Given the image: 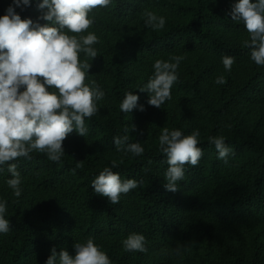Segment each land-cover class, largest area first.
<instances>
[{"label":"trees","instance_id":"1","mask_svg":"<svg viewBox=\"0 0 264 264\" xmlns=\"http://www.w3.org/2000/svg\"><path fill=\"white\" fill-rule=\"evenodd\" d=\"M11 2L0 0V15ZM234 2L112 0L107 9L92 10L94 23L90 28L104 30L118 41L109 53L97 50L94 59L79 54L105 73V78L98 79L105 104H98L99 111L85 119V137L74 130L65 138L74 146L63 144L65 155L59 163L39 151H33L31 159L10 162L17 165L21 179L34 191L53 196L38 206L6 200L10 231L0 234V264H45L53 247L57 252L63 248L74 254L73 245L88 238L101 246L112 264H213L210 252L200 253L209 243L224 251L229 264H264L259 253L248 257L213 230L214 225L243 221L264 224V136H258L257 129L245 133L243 120L229 122L234 109L264 102V66L250 59V50L245 47L249 33L242 22L230 16ZM148 11L166 18L163 29L146 27ZM17 12L22 19L34 22L40 16L35 0L31 7ZM196 53L218 63L230 55L235 62L222 85L215 83L220 76L215 64L199 63L194 74L177 69L178 80L171 93L188 111L166 112L163 121L170 130L179 129L185 135L198 129L197 146L203 154L196 166L185 165L183 179L171 192L164 188L168 165L159 146L162 127L156 125L151 111L143 133L138 128L139 110L123 113L119 104L126 91L139 96L138 105L146 102L148 93L139 88L153 74L149 65L157 59ZM125 128L129 142L139 141L144 147L142 155L116 150L113 138L124 135ZM215 136H223L231 149L227 162L218 158L209 142L208 138ZM113 160L118 165L113 171L122 180L139 182L136 189L122 194L117 204L92 189L93 179L105 167H111ZM8 178L5 164L0 181ZM133 232L145 236L147 252L124 250L122 240Z\"/></svg>","mask_w":264,"mask_h":264},{"label":"clouds","instance_id":"2","mask_svg":"<svg viewBox=\"0 0 264 264\" xmlns=\"http://www.w3.org/2000/svg\"><path fill=\"white\" fill-rule=\"evenodd\" d=\"M111 3L112 0H35L40 12L38 21H46L44 24L31 18L22 19L17 12L31 7L33 0H12L0 15V170L7 164L10 178L6 184L16 197L21 196L22 179L17 165L10 162L31 159V153L39 151L50 161L59 163L65 155V138L74 130L85 137V119L99 111L98 102L104 99L105 92L91 79V65L87 60L81 61L79 54L92 59L98 56L94 45L99 43V38L88 31L94 23L90 13L93 9H107ZM145 15L146 27L157 31L165 27V17L151 11ZM230 16L233 21L242 22L249 33L245 47L250 50L251 61L264 66V0H235ZM183 59V56H171L153 63V74L139 88L148 93V105L160 108L171 100V88L178 80L177 69ZM221 62L230 72L235 58L225 55ZM86 75L88 83H85ZM215 83L225 84V77L218 76ZM138 100L135 92L126 91L119 104L120 111H144V105H138ZM124 133L113 138L116 150L142 155V144L129 142L128 128ZM199 136L198 129L189 135L179 129H161L158 139L160 150L167 158L164 176L167 191L177 190L186 164H198L203 154L197 146ZM208 139L215 146L218 158L227 162L231 149L224 137ZM116 167L117 162L113 160L111 167H105L92 181L94 192L107 197L111 204L119 203L122 194L139 186L135 179L122 180L113 171ZM6 212L7 201L0 198V234L10 231ZM122 245L126 252H147L146 238L141 233H130ZM73 248L74 254L63 248L57 252L53 247L45 264H112L92 238L76 242Z\"/></svg>","mask_w":264,"mask_h":264},{"label":"rangeland","instance_id":"3","mask_svg":"<svg viewBox=\"0 0 264 264\" xmlns=\"http://www.w3.org/2000/svg\"><path fill=\"white\" fill-rule=\"evenodd\" d=\"M89 32H94L98 38L99 43L94 45V47L99 50V52L109 53L110 49H114L118 43L116 38L108 32L100 29H88ZM86 35L87 33H83ZM178 56V55H176ZM184 59L181 61L179 65V70H186V74L189 72L194 74L196 72V65L200 63L201 66H209L212 64L216 65L217 72L220 75L226 76L229 74V71L224 69L222 63H218L213 58L208 55H202L199 53L183 56ZM81 61L87 60V62L91 65L89 69V74L91 79L95 80L97 84H99V78H105L106 75L100 69H98L95 64H93L88 58H84L80 56ZM136 63V62H135ZM138 68H143L141 65L137 64ZM137 65H135L137 67ZM153 64L149 65V69L153 70ZM199 66V65H198ZM238 69V68H235ZM242 70V67L239 69ZM237 70V71H239ZM154 71V70H153ZM142 74H144L142 72ZM150 78V77H149ZM145 77L141 78L135 84L136 87L141 86L144 82ZM89 82V76L86 75L85 83ZM148 82V81H147ZM146 82V83H147ZM145 83V84H146ZM148 96L146 97V102L143 104L145 107L144 111H139L138 115V128L144 133L147 131V122L148 118L146 117L151 111L156 118V125L166 127L163 121V115L166 112L174 111L179 114H184L188 111L187 106L183 104L178 97H176L173 93H171V100L165 102L160 108L155 106H150L147 104ZM104 99L99 101V106H104ZM236 121L240 122L243 120V131L245 133H252L254 130H258V136H264V102L255 104L253 106H240V108H236L232 111L229 122ZM264 139V138H263ZM63 144L74 146L73 142L69 139H65ZM21 196L16 197L12 190L8 188L6 182L0 181V198L9 199L11 202H15L16 200L27 201L31 203L33 206H38L43 204L48 197L53 196L52 193H41L34 191L28 183L22 179L21 183ZM23 197V198H22ZM214 232L230 242L232 247L236 250L242 251L245 255L252 256L253 254L259 253L260 257H264V224L263 223H252L249 221H243L241 223H229L227 225H214ZM210 252L209 260L212 261L213 264H217L222 262V264H229L224 251L214 245L213 243L205 244L204 249L200 250V253L204 255V251ZM177 264H185L183 262H178ZM200 264H205L204 262Z\"/></svg>","mask_w":264,"mask_h":264}]
</instances>
